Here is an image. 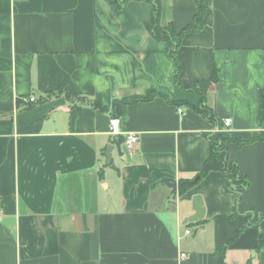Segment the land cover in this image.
<instances>
[{
    "label": "crops",
    "instance_id": "crops-1",
    "mask_svg": "<svg viewBox=\"0 0 264 264\" xmlns=\"http://www.w3.org/2000/svg\"><path fill=\"white\" fill-rule=\"evenodd\" d=\"M204 1L205 26L179 49V85L145 27L148 2L0 0V264H264V0ZM196 13L195 0H163L161 24L181 32ZM215 70V125L164 97L134 101L157 90L197 105L182 86ZM59 87L105 110L47 97ZM115 115L136 148L113 142ZM210 133L248 141L229 148L248 185L211 171L178 193L202 169Z\"/></svg>",
    "mask_w": 264,
    "mask_h": 264
},
{
    "label": "trees",
    "instance_id": "trees-1",
    "mask_svg": "<svg viewBox=\"0 0 264 264\" xmlns=\"http://www.w3.org/2000/svg\"><path fill=\"white\" fill-rule=\"evenodd\" d=\"M114 3L119 7H125L130 1L133 0H113ZM134 1H144L148 2L152 6V14L149 22L145 24L147 31L150 35L157 41L164 42L166 44V51L168 56L176 65V72L172 76L173 82L181 85L179 75L181 72V63L179 60V49L182 45L183 38L185 34L190 32H198L205 26V15L207 11V6L204 0H195L197 6V13L195 15V24L189 25L181 32H178L173 24H169L167 26H163L161 24V11H162V1L163 0H134ZM218 80V71L215 70L212 78L210 80H200L194 82L191 86H182L185 90L194 91L199 93L201 99L199 104L194 105L190 102L179 101V100H171L167 96L163 95L157 90H149L145 96H139L134 101H151L156 97H164L167 101L177 107L184 105L187 106L196 112L202 114L209 122L215 125V114L213 108L207 103V94L209 87L212 83L217 82ZM65 95L69 100L78 101L80 105H90L95 108L105 110V108L95 100H92L88 97H77L74 98L70 95V93L64 88L59 87L54 91L48 92L47 97L56 96V95ZM22 99L18 100L20 103ZM260 120L264 121V88L260 90ZM79 107V105H78ZM121 107H118V115L120 114ZM117 115V116H118ZM206 138L209 142L210 151L207 159L203 163L202 169L199 173H197L193 178H181L177 183V191L178 193H184L191 189L201 178L205 177L211 171H221V172H231L237 178L235 186L238 190L245 188L248 185L246 179L241 178L239 176L238 164L232 161L229 157V148L230 146H234L236 148H241L243 145L248 143V141L243 140L237 137H227L223 134H206ZM263 138L262 136L257 137V139ZM124 141V137L122 135L117 136L113 140L114 143L117 144L118 147L122 145ZM113 166L112 161L107 162L102 168L99 170V177L103 179L104 177V167ZM115 167V166H113ZM117 169V168H116ZM118 170V169H117ZM198 177V179H196ZM176 187L173 188V191L176 190ZM231 187H228L227 190H231ZM262 229L258 236V245L257 248L264 247V223L261 225ZM224 255L221 254V258Z\"/></svg>",
    "mask_w": 264,
    "mask_h": 264
},
{
    "label": "built area",
    "instance_id": "built-area-1",
    "mask_svg": "<svg viewBox=\"0 0 264 264\" xmlns=\"http://www.w3.org/2000/svg\"><path fill=\"white\" fill-rule=\"evenodd\" d=\"M26 101L35 102V97L26 98ZM231 118H225L222 121V125L224 127H229L231 125ZM109 133L111 136H124V141L122 145L125 147L126 150H131L137 147V145L140 142V136L136 133L129 132L124 134L122 131V118L120 116H113L110 120V127H109ZM185 254H182L184 256Z\"/></svg>",
    "mask_w": 264,
    "mask_h": 264
},
{
    "label": "water",
    "instance_id": "water-1",
    "mask_svg": "<svg viewBox=\"0 0 264 264\" xmlns=\"http://www.w3.org/2000/svg\"><path fill=\"white\" fill-rule=\"evenodd\" d=\"M196 179H198V177Z\"/></svg>",
    "mask_w": 264,
    "mask_h": 264
},
{
    "label": "rangeland",
    "instance_id": "rangeland-1",
    "mask_svg": "<svg viewBox=\"0 0 264 264\" xmlns=\"http://www.w3.org/2000/svg\"><path fill=\"white\" fill-rule=\"evenodd\" d=\"M115 155H116V153H115Z\"/></svg>",
    "mask_w": 264,
    "mask_h": 264
}]
</instances>
